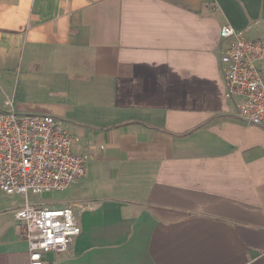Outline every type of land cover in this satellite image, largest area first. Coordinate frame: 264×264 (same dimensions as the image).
Masks as SVG:
<instances>
[{"label": "crops", "instance_id": "1", "mask_svg": "<svg viewBox=\"0 0 264 264\" xmlns=\"http://www.w3.org/2000/svg\"><path fill=\"white\" fill-rule=\"evenodd\" d=\"M225 24L260 38L264 0H0V110L89 155L60 206L81 233L43 264H264V127L225 96ZM19 196L0 264H31Z\"/></svg>", "mask_w": 264, "mask_h": 264}, {"label": "built area", "instance_id": "2", "mask_svg": "<svg viewBox=\"0 0 264 264\" xmlns=\"http://www.w3.org/2000/svg\"><path fill=\"white\" fill-rule=\"evenodd\" d=\"M227 44L221 57L225 96L237 116L264 127V35L250 39L225 24ZM72 133L51 114H22L8 99L0 110V190L24 197L14 213L22 222L31 264H43L49 252H66L81 233L70 206L31 203L29 194L64 191L86 174L89 155L73 150Z\"/></svg>", "mask_w": 264, "mask_h": 264}, {"label": "rangeland", "instance_id": "3", "mask_svg": "<svg viewBox=\"0 0 264 264\" xmlns=\"http://www.w3.org/2000/svg\"><path fill=\"white\" fill-rule=\"evenodd\" d=\"M70 188V187H69ZM70 193V190H64V191H47L42 193L29 194V200L31 203L38 204V203H46V204H52L54 207L56 206H62L61 201ZM21 198V205L24 203V197L19 196ZM51 206V205H50ZM52 206V207H53Z\"/></svg>", "mask_w": 264, "mask_h": 264}]
</instances>
